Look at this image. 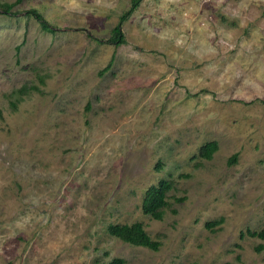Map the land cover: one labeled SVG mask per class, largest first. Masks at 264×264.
I'll use <instances>...</instances> for the list:
<instances>
[{"label":"rangeland","instance_id":"rangeland-1","mask_svg":"<svg viewBox=\"0 0 264 264\" xmlns=\"http://www.w3.org/2000/svg\"><path fill=\"white\" fill-rule=\"evenodd\" d=\"M0 2V264H264V0Z\"/></svg>","mask_w":264,"mask_h":264},{"label":"trees","instance_id":"trees-1","mask_svg":"<svg viewBox=\"0 0 264 264\" xmlns=\"http://www.w3.org/2000/svg\"><path fill=\"white\" fill-rule=\"evenodd\" d=\"M138 0H130L129 9L136 6ZM11 3L0 2V7L3 11L10 10ZM26 14H31L36 18L41 27L49 30L51 27L44 20L41 14L35 8H29L25 10ZM108 42H120L122 41V34L119 29V25H115L112 28V34L107 39ZM216 149V142L209 140L204 142L198 147V155L208 158L212 151ZM234 154L232 155L233 158ZM169 188V182L163 178L159 179L156 183L148 185L143 192L141 198L140 207L141 211L150 214L152 217L160 218L163 212V207L166 205V192ZM106 230L109 234L131 244L144 245L149 248L156 249L158 242L152 239L140 221L126 222H110L106 226ZM252 235L257 234L259 237L264 238V228L258 231H251ZM107 264H122V260L118 257L111 258Z\"/></svg>","mask_w":264,"mask_h":264}]
</instances>
